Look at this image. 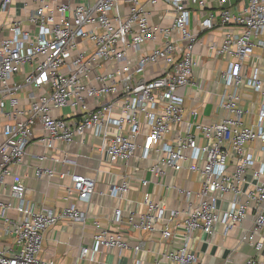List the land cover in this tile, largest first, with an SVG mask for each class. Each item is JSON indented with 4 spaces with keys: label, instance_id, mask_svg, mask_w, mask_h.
<instances>
[{
    "label": "built area",
    "instance_id": "built-area-1",
    "mask_svg": "<svg viewBox=\"0 0 264 264\" xmlns=\"http://www.w3.org/2000/svg\"><path fill=\"white\" fill-rule=\"evenodd\" d=\"M23 1L34 5L25 19L13 18L0 29V118L5 121L0 126V186L8 194L0 199V237L11 241L0 244V264H58L40 257L45 232L59 222L83 224L86 214L73 205L53 210L30 202L11 168L22 164L34 143L54 150L56 142L71 145L87 132L100 139L97 150L110 164L155 157L149 167L155 184L168 170L199 176L198 191L178 190L187 203L183 209H169L145 191L141 214L128 211L123 217L114 210L115 224L124 220L131 232L157 233L176 244L154 264H196L195 233L211 237L219 225L227 232L248 214L252 226L241 241L254 255L241 264H262L264 238L258 234L264 229V162H257L248 146L258 141L264 154V103L256 121L246 124L250 112L240 105V91L247 87L264 99L260 68L253 63L250 75L244 72L250 60L261 58L257 52L264 54V0ZM13 4L0 0V13L7 19ZM216 30L222 31L221 40L209 50L216 59L227 60L218 103L226 116L207 125L197 110L185 120L181 92L195 86L191 79L200 37ZM64 109L72 112L71 118L53 115ZM174 130L177 137L167 141ZM61 163L75 165L65 156ZM248 172L256 183L252 190H242ZM54 175L51 168L34 170L36 179ZM65 176L71 181L65 200L74 193L90 202L97 181L68 169L60 174ZM129 180L122 177L109 196L125 200ZM140 186L146 188L148 182L142 179ZM225 194L232 199L221 211L218 202ZM95 227L98 247L119 253L131 249L119 233L97 222ZM132 251L142 252V245ZM88 256L95 260L83 248L80 258Z\"/></svg>",
    "mask_w": 264,
    "mask_h": 264
},
{
    "label": "crops",
    "instance_id": "crops-1",
    "mask_svg": "<svg viewBox=\"0 0 264 264\" xmlns=\"http://www.w3.org/2000/svg\"><path fill=\"white\" fill-rule=\"evenodd\" d=\"M29 2L14 0L13 7L9 11L10 18L0 13L1 26L13 18L24 20L30 9L34 7ZM222 31L205 33L200 37V44L196 46L195 57L196 66L193 70L191 81L195 86H190L182 90L181 94L185 100V120H189V113L192 110L199 112V119L204 124H213L226 116L225 112L218 110L219 96L223 91L221 73L227 68L225 58L216 59L209 45L212 42L221 40ZM261 56L259 60H250L244 69L247 75L251 73V66L256 63L264 79V54L257 52ZM155 68H151L153 71ZM150 77V76H149ZM38 93V92H37ZM25 93L20 98L25 97ZM240 105L250 113L244 118L246 124H253L256 121V113L264 99L252 91L243 87L240 91ZM87 106L90 102H87ZM90 108V107H87ZM80 112H84L83 109ZM55 116H62L65 119L71 118L72 112H53ZM5 121L0 118V126ZM36 134H40L37 129ZM174 130L167 136V141L174 140L178 135ZM140 143V142H139ZM100 139L94 137L91 132H87L83 137H77L71 145L55 143L54 150H47L41 144H32L20 166L11 168V172L19 175L23 184L27 188L26 199L34 202L37 206H44L53 210H59L70 205L86 214L83 224L71 222H59L48 229L44 234L42 251L40 257L52 259L58 264H154L155 260H164V253L176 244H171L161 240L157 233L131 232L123 220L120 224L113 221L114 210L119 209L123 217L128 211L141 214L144 209L141 206L143 192H148L152 200L163 203L169 209H183L187 206L184 196L178 190L187 189L196 192L200 189L199 176L196 173L183 170L181 172L166 171V174L158 179L151 175L149 167L154 163V158L143 161L139 156L133 157L129 162L120 164H110L106 154L98 152ZM258 141L251 142L248 149L257 162H264V154L260 151ZM45 156L48 159L40 162L37 157ZM68 157L75 162L74 166L62 165V157ZM37 166L47 167L54 170L55 175L51 178L36 179L34 170ZM66 169L75 174H84L97 181L96 192L90 202L79 200L74 193L65 200V188L70 186L69 177H60ZM128 176L130 190L125 200H117L109 196L111 186L118 184L122 177ZM144 179L148 182L146 188L140 186V181ZM264 179V177H263ZM6 183L11 182V178H6ZM256 183L251 177V172L247 173L246 182L241 186L242 190H252ZM8 197L7 191L0 186V199ZM232 199L231 194H225L218 202L221 211L227 210ZM12 213V212H11ZM253 216L248 214L246 219L238 227L225 232L222 226H217L213 236L197 232L194 234L192 249L197 256L196 264H241L248 257L254 255L252 248L241 241L252 226ZM95 222L100 227L107 228L112 232L119 233L131 246L130 250L121 253L116 250L103 249L98 247L94 241L96 233ZM264 238V229L258 234ZM4 240H6L4 238ZM0 240L1 245L8 246ZM140 243L142 252L134 253L132 247ZM176 243V242H174ZM87 248L94 253L95 260L80 258L81 250Z\"/></svg>",
    "mask_w": 264,
    "mask_h": 264
},
{
    "label": "rangeland",
    "instance_id": "rangeland-1",
    "mask_svg": "<svg viewBox=\"0 0 264 264\" xmlns=\"http://www.w3.org/2000/svg\"><path fill=\"white\" fill-rule=\"evenodd\" d=\"M63 111L67 112V109H64ZM0 240H3V242L6 243V244L9 243L7 240H4L3 237H0ZM3 242H0V243H3ZM262 264H264V262H262Z\"/></svg>",
    "mask_w": 264,
    "mask_h": 264
}]
</instances>
